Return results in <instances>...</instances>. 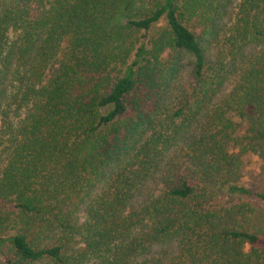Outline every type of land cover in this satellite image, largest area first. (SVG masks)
<instances>
[{
	"label": "trees",
	"instance_id": "1",
	"mask_svg": "<svg viewBox=\"0 0 264 264\" xmlns=\"http://www.w3.org/2000/svg\"><path fill=\"white\" fill-rule=\"evenodd\" d=\"M234 2L0 0V264H166L173 239V264H264V213L217 210L264 203L241 182L264 170V0Z\"/></svg>",
	"mask_w": 264,
	"mask_h": 264
},
{
	"label": "rangeland",
	"instance_id": "2",
	"mask_svg": "<svg viewBox=\"0 0 264 264\" xmlns=\"http://www.w3.org/2000/svg\"><path fill=\"white\" fill-rule=\"evenodd\" d=\"M240 2V0H236L234 4L228 10V17L230 19L233 18V14L235 13L236 5ZM228 18V19H229ZM227 19V21H228ZM226 21V22H227ZM164 23L159 24L157 27L162 28ZM157 29V28H156ZM191 58L187 54L181 55V66H182V73L183 76H187L191 69ZM238 123L237 120H235ZM240 124V123H238ZM241 125V124H240ZM174 148L172 149L169 154H172ZM243 161V170H242V179L241 182L247 186L251 187L252 191H260L264 192V170L261 169L260 163L257 161L256 158H250L249 156L242 158ZM152 187H155V184L152 183ZM151 192L145 191L140 196L137 197L138 201L145 202L146 200L150 199ZM137 201V202H138ZM217 210L219 211V216L224 215L225 211H228L229 214L232 216L235 213L234 220H235V228L240 229H249L250 227H254L256 225H260L258 223V216L259 212L264 213V203L258 201L254 197H241V198H228L221 200L220 198L217 199ZM220 205V206H219ZM241 209L244 210L245 213L241 215L239 212ZM243 212V211H242ZM244 251H247V246L244 248ZM152 254H156L158 252H162L164 257L161 256V260L166 264H173L175 261H180L185 259L187 248L185 245L179 244L175 239L166 241L164 244L156 247L152 250ZM92 263V261H91ZM90 263V264H91Z\"/></svg>",
	"mask_w": 264,
	"mask_h": 264
}]
</instances>
